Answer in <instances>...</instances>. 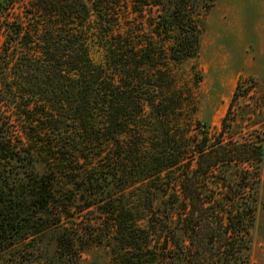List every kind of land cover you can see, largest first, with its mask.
Here are the masks:
<instances>
[{"label":"rangeland","instance_id":"1","mask_svg":"<svg viewBox=\"0 0 264 264\" xmlns=\"http://www.w3.org/2000/svg\"><path fill=\"white\" fill-rule=\"evenodd\" d=\"M2 1L5 7H13L5 16L9 23L4 25L0 42V135L12 142L17 158L10 168L21 173L22 166L33 164L30 168L42 174L49 166L75 164L90 170L94 155L88 159L91 161L74 163L80 154H74L68 143L74 135L69 133L71 123L55 129L59 116L51 120L49 113L62 111L60 105L50 103L62 87V71L54 62L44 63L38 56L43 43L29 35L35 23L29 11L33 0ZM205 6L198 7L197 55L182 62L168 61L164 69L167 85L173 77L179 87L176 103H170L172 113L159 115L147 106L140 116L141 133L136 141L130 144L127 135L108 132L104 147V186L122 203L133 206L137 226L151 233V244L157 246L153 250L164 255L160 260L165 264H187L188 242L180 217L184 198L179 182L189 161L191 141L201 137L202 130L211 137L218 135L227 118V140L264 147V0H216L210 9ZM160 44L168 49L174 42L168 39ZM88 45L92 60L104 62L103 46L97 41ZM62 76L69 75L64 72ZM158 91L152 92L156 100L161 97ZM235 94L238 98L233 102ZM164 96L166 101L174 99L169 90ZM63 106L68 109L66 103ZM60 150L66 155H60ZM115 163L120 166L113 169ZM75 176L81 181L82 173ZM203 183L204 200L221 204L225 212L256 210L249 249L234 264H264V159L219 165ZM61 188L70 190L63 192L66 196L75 194L76 201L60 225L3 255L0 264H59L58 239L64 233L84 240L93 228L108 232L109 215L92 205L96 198L91 192L82 194L65 184ZM113 235L118 237L117 231ZM116 245L114 240L83 245L80 264H114L119 251Z\"/></svg>","mask_w":264,"mask_h":264},{"label":"trees","instance_id":"2","mask_svg":"<svg viewBox=\"0 0 264 264\" xmlns=\"http://www.w3.org/2000/svg\"><path fill=\"white\" fill-rule=\"evenodd\" d=\"M215 1H32L29 11L35 23L30 26L29 35L43 43L38 56L44 63L54 62L62 71V87L50 103L60 105L64 114L60 109L48 113L51 120L59 116L55 129L71 123L69 133L74 135L68 143L74 154H80L74 163L86 161L91 155L94 162L87 161L93 167L90 170L64 164L65 167L49 166L38 174L30 168L31 164L15 173L9 166L17 161L12 142L0 135V261L14 248L31 243L60 225L62 216L76 201L75 194H63L70 192L61 188L65 184L82 194L91 192L92 198H96L92 205L104 209L109 223L108 232L93 228L84 240L73 239L67 233L61 235L59 264H80L81 247L103 244L106 240H114L119 249L114 264H165L160 260L164 255L153 250L157 246L151 244V233L137 226L133 206L122 203L116 193L104 186V147L108 132L127 135L130 144L136 141L141 133L140 116L147 106L159 115L172 113L170 103H176L179 87L173 77H169L167 85L164 69L168 61L182 62L197 55L201 27L198 7L203 3L210 9ZM12 9L0 2V42L4 25L9 23L5 16ZM168 39L174 44L166 49L160 42ZM94 41L105 50L104 62L95 63L90 57L88 42ZM64 72L69 76H62ZM156 89L161 94L159 100L153 97ZM165 90L171 91L174 99L166 101ZM237 98L235 94L233 102ZM63 103L68 105L67 110ZM231 111L230 108L228 115ZM229 125L225 118L222 130L213 137L202 130V136L188 147L189 161L179 182L184 198L180 217L188 242L187 264H234L249 249L256 210L225 212L221 204L206 202L202 191L204 179L219 165L264 159L262 145L227 140ZM59 154L65 156L66 152L60 150ZM117 165L120 166L115 163L113 169ZM76 172L82 173L81 181H77ZM104 201L107 202L101 208ZM113 231H117L118 237Z\"/></svg>","mask_w":264,"mask_h":264}]
</instances>
